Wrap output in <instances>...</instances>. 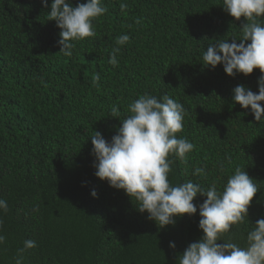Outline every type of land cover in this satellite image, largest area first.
Instances as JSON below:
<instances>
[{
	"label": "trees",
	"instance_id": "obj_1",
	"mask_svg": "<svg viewBox=\"0 0 264 264\" xmlns=\"http://www.w3.org/2000/svg\"><path fill=\"white\" fill-rule=\"evenodd\" d=\"M51 3L0 0V199L8 205L0 209V264H16L20 255L23 264H179L203 238L205 196L193 201L195 215L161 228L134 197L95 175L94 132L110 143L131 115L130 103L144 94L160 101L167 95L187 113L177 137L195 148L187 162L168 157L173 186L191 180L222 191L237 167L257 183L244 223L223 236L246 247L264 218V120L234 101V89L258 94L261 73L230 77L223 65L203 61L210 45L241 38L244 18L231 17L223 0H102L107 12L93 21L95 37L76 41L73 56L65 57L61 29L49 21ZM122 34L130 40L120 46ZM26 240L37 247L21 254Z\"/></svg>",
	"mask_w": 264,
	"mask_h": 264
},
{
	"label": "clouds",
	"instance_id": "obj_2",
	"mask_svg": "<svg viewBox=\"0 0 264 264\" xmlns=\"http://www.w3.org/2000/svg\"><path fill=\"white\" fill-rule=\"evenodd\" d=\"M47 7V0H41ZM121 10L127 8L120 5ZM227 13L246 21L242 26L241 38L219 40L210 45L203 54L206 66L213 69L223 65L225 73L233 77L236 74L248 76L254 69H259V92L254 94L243 85L234 89V101L243 108L249 107L256 121H262L264 108V0H223ZM107 8L102 0H87L73 7L69 0H52L49 21H55L61 29L58 44L60 54L72 57L75 42L84 38L95 37L93 21L103 16ZM140 21H137L139 23ZM130 40L129 35L122 34L116 38V44L123 46ZM236 41H240L237 43ZM249 42V43H245ZM119 47L113 49L109 63L118 66ZM100 80L99 75L94 82ZM47 86V85H45ZM129 115L122 122L118 133L111 142H107L100 132L91 137L93 155L96 158L95 175L109 186L123 190L130 198L139 202V210L147 212L148 218L164 228L175 224V218L184 215L193 216L197 205L193 203L197 195L206 200L199 205V228L203 238L191 243L179 259V264H264V218L259 219L247 235V246L241 247L223 236L233 226L244 223L253 197L259 191L245 170L237 167L229 176L223 190L215 183L205 190L200 184L189 180L173 186L169 181L171 172L170 155L187 162V154L195 145L185 137H177L183 131L186 110L183 105L165 95L162 101L144 94L129 105ZM112 117L120 115L116 106L111 108ZM195 174L203 175L204 169L197 168ZM97 197L95 190L91 192ZM7 202L0 199V209L7 211ZM223 240L224 243H217ZM5 237L0 235V244ZM37 247L34 240H26L25 250ZM169 247L175 249V243ZM16 264H23L22 255Z\"/></svg>",
	"mask_w": 264,
	"mask_h": 264
}]
</instances>
